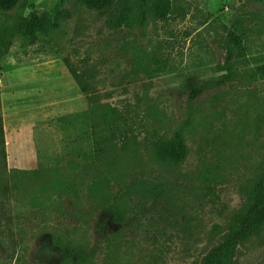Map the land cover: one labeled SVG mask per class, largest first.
<instances>
[{
  "label": "rangeland",
  "instance_id": "rangeland-1",
  "mask_svg": "<svg viewBox=\"0 0 264 264\" xmlns=\"http://www.w3.org/2000/svg\"><path fill=\"white\" fill-rule=\"evenodd\" d=\"M107 17L81 0L0 12V264H200L212 225L264 176V0H171L165 21L147 13L132 29ZM32 18L50 22L34 40ZM231 35L245 59L223 80ZM112 111L126 142L95 160L85 134ZM176 133L186 158L165 164ZM237 262L264 264V228Z\"/></svg>",
  "mask_w": 264,
  "mask_h": 264
},
{
  "label": "trees",
  "instance_id": "trees-1",
  "mask_svg": "<svg viewBox=\"0 0 264 264\" xmlns=\"http://www.w3.org/2000/svg\"><path fill=\"white\" fill-rule=\"evenodd\" d=\"M20 1L0 0V12L16 9ZM81 3L91 10L107 13L105 24L111 29L122 27L132 29L137 18L139 26L144 27L147 13L155 20L165 21L171 12V0H81ZM49 25V20L40 22L37 18H32L24 22L23 32L34 40L36 33L46 34ZM6 45L7 41L0 29V47ZM47 45L50 44L47 43ZM225 51L227 56L222 70L226 71V74L222 78L230 80L235 75V61L245 59L246 51L241 40L235 35H231ZM69 70L80 91L86 93L88 85L84 77L72 69ZM255 75L264 78V64L255 66ZM204 89V87L192 88L188 96L189 101L196 99ZM121 122V116L117 115L116 111H112L101 124L92 126L91 133L86 132L84 139L90 147L93 159L99 160L106 147L112 145L113 142H122V144L126 142L127 136L125 135L128 132L126 129H121ZM4 144L3 122L0 113V174L3 173L5 167ZM186 155L187 150L182 136L176 133L158 150L156 157L165 164L179 165L184 162ZM262 228H264V176L252 187L245 207L234 213L226 226L212 225L209 231L210 240L201 252L200 264H238V248Z\"/></svg>",
  "mask_w": 264,
  "mask_h": 264
}]
</instances>
